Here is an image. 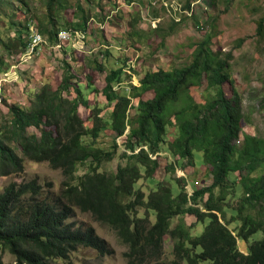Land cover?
I'll return each instance as SVG.
<instances>
[{
    "label": "trees",
    "instance_id": "obj_1",
    "mask_svg": "<svg viewBox=\"0 0 264 264\" xmlns=\"http://www.w3.org/2000/svg\"><path fill=\"white\" fill-rule=\"evenodd\" d=\"M195 1L185 0V8H192ZM93 6L100 8L101 15L104 7L96 0H77L76 4L46 0L45 14L36 16L37 31L47 35L51 45L57 44L62 30L88 31ZM72 7L74 20L63 22V15ZM17 11L28 15L30 0H0V23L7 16L9 29L15 30L10 43L5 44L1 36L0 42L12 57H21L27 51L31 26L35 25L28 16L16 19ZM196 14L192 18L195 16V24L200 27ZM140 20L138 15L129 22L131 39L144 29ZM184 20L173 22L180 26ZM257 32L264 36V17L258 20ZM244 42L245 38L239 39L240 46ZM212 45V35L208 34L187 64L147 70L139 85L131 84L130 91L117 88L125 80L124 66L108 68L94 57L90 62L95 71L105 73V85L99 90L88 74L86 88L100 91L113 106L110 121L102 115L103 108L87 97L68 61L58 86L45 82L32 93L28 105L3 99L8 111L0 117V175L22 173L29 159L62 169L66 180L60 192L53 190L51 182L45 186L37 178L12 182L0 192V264H4L6 252L14 255L17 264H61L81 247L102 255L114 253L94 226L82 227L71 221L78 210L115 230L128 246L125 256L129 264H264V138L244 133L242 98L234 86L231 96L224 86L234 83V54L216 51ZM204 81L209 97L201 102L191 89L203 88ZM147 93L153 95L145 98ZM81 107L90 110L92 125H87L80 114ZM108 130L115 132L110 146L102 137ZM122 136L126 150L121 157L125 163H120L115 172L103 171L104 163L116 157L118 138ZM164 146L175 157L189 162H193L195 151H201L211 167L212 183L190 196L182 185L175 196L172 184L164 179L146 195L137 184L144 175L155 179L161 165L155 155ZM80 164L87 166V172L76 177ZM170 167L175 170L173 164ZM237 172L238 184L232 178ZM238 189L243 195L233 207L228 197L236 195ZM230 208L235 210L232 218L240 221L238 233L220 220L219 214L223 213L225 219ZM186 215H194V223L182 218ZM177 217L181 220L172 227ZM207 219L210 222L202 234L191 233ZM259 231L263 237L249 245L248 253L241 251L239 239L249 241ZM169 234L174 240V259L170 262L165 259Z\"/></svg>",
    "mask_w": 264,
    "mask_h": 264
},
{
    "label": "rangeland",
    "instance_id": "obj_2",
    "mask_svg": "<svg viewBox=\"0 0 264 264\" xmlns=\"http://www.w3.org/2000/svg\"><path fill=\"white\" fill-rule=\"evenodd\" d=\"M169 3L180 0H166ZM185 2V0H181ZM71 4H76L77 0H70ZM84 2V1H83ZM100 2L104 10L92 7V17L89 23L88 37L86 46L80 51L76 49L77 41L74 40L63 43L62 47L54 48L48 36L42 34L47 44L44 45L40 54L26 59L22 56L12 57L9 50L0 42V59L4 64L0 65V117L8 111L3 99L9 102H20L28 105L33 96L32 93L39 91L42 85L51 81L57 87L62 80L65 70V62L71 63L77 72L78 79L82 81L87 97L91 99L93 105L103 108L102 115L106 120H111L113 106L108 104L104 95L100 92H93L86 88V76L91 74L94 77L95 87L102 90L105 85V73L95 71L92 67V59L99 57L108 68L125 67V80L117 86L119 91L129 89L131 84H140V78L147 70H158V68L172 69L175 66H183L192 59V54L197 45L204 40L208 34L212 35V47L216 51L223 53L232 52L234 58L231 66V78L233 85L225 83V90L229 96L232 95L233 86L242 98L244 118L242 121L245 134H252L264 138V36L261 37L257 32L258 20L264 17V0H196L193 4L194 13L200 16V27L195 24V16H184L182 25H174L170 12L158 4L157 9L150 7V0H96ZM31 11L28 15L22 11H17L16 19L23 20L27 16L33 18L35 25L31 26V34L38 30L37 17L46 12V0H30ZM85 5L87 8L88 4ZM159 8V9H158ZM157 10V11H156ZM159 10V11H158ZM75 7L66 11L63 22L74 20ZM99 12V15H98ZM187 13V12H185ZM196 14V15H197ZM140 15V35L135 39L129 36V22L134 16ZM187 18V19H186ZM157 19V25L153 20ZM160 19V20H159ZM205 20H209L206 23ZM183 21V20H182ZM159 30L155 29L158 28ZM73 30V29H72ZM0 36L5 40V44L10 43L15 37V30L9 29L8 17L0 23ZM107 37V40L104 39ZM245 38L242 46L239 39ZM7 42V43H6ZM78 46V45H77ZM77 52H76V51ZM110 51L109 55L105 52ZM8 65L10 66L8 68ZM8 68V69H7ZM131 75V78L129 77ZM204 87H192L191 92L197 100L203 102L209 97ZM153 94L147 93L145 98H150ZM136 99V98H135ZM134 99V101H135ZM80 114L86 120L87 125H92L89 120L90 110L81 107ZM134 112V111H132ZM31 130H35L31 128ZM103 140L106 146L113 142L115 132L106 131ZM244 138V134L242 135ZM241 138V139H242ZM124 136L118 138L120 148L116 157L104 163L102 170L115 172L120 163H125L121 157L125 152ZM160 159V169L155 173V179H148L143 176L138 182V187L143 188L146 195L152 192L159 181L169 180L172 184L173 193L177 196L182 185L188 195H192L196 189L210 185L213 180L211 167L203 160L201 151L194 152L193 162L185 158H177L167 146H164L160 154L155 155ZM25 170L22 173H14L8 176L0 175V192L12 182L29 181L37 178L45 186L52 183L53 190L60 192L66 176L62 169H54L48 162H35L25 160ZM172 164L175 170L170 167ZM87 172V166L80 164L77 167L76 177ZM179 178L180 181L176 179ZM233 182L240 180L239 172L232 175ZM239 178V179H238ZM243 192L238 189L236 195H229L228 201L233 207L238 202ZM144 209L141 213H144ZM235 214L233 208L228 209L226 218L220 213V220L227 222L229 227L238 233L240 221L232 216ZM188 224L194 223V215L182 217ZM78 225L86 227L92 225L98 234L110 243L114 253L102 255L97 250L81 247L73 253L71 259L62 261L61 264H129L125 252L128 246L119 240L115 230L93 218L90 213L78 210L77 215L71 218ZM155 220V216H153ZM181 220L177 217L173 220L172 227L176 226ZM210 222H200L191 231L194 235H200ZM263 237V232L254 234L249 241L239 239V248L248 253L249 245L255 240ZM174 240L169 235L165 240V259L170 262L174 259L172 254ZM4 264H17L14 255L6 252L3 257ZM208 264V262H203Z\"/></svg>",
    "mask_w": 264,
    "mask_h": 264
},
{
    "label": "built area",
    "instance_id": "obj_3",
    "mask_svg": "<svg viewBox=\"0 0 264 264\" xmlns=\"http://www.w3.org/2000/svg\"><path fill=\"white\" fill-rule=\"evenodd\" d=\"M150 2L151 5L154 6L156 9H157L156 7L157 4L162 8L166 9L167 12H170L171 18H173L176 21H182L184 16H192L194 14V8H193L194 4H192V8L190 9L185 8V2L181 0L180 2L174 1L170 3L166 0H150ZM153 23L157 25L158 23L157 19H154ZM87 37H88V32L84 30H72V29L62 30L58 35L57 44L52 46L57 49L62 47L63 43L72 40L76 42L78 40L77 43L74 45H76V49L80 51L81 49L85 48ZM45 44H47V40L42 35V33H40L37 30L33 31V33L30 36V41L28 44L27 51L22 55V57L29 59L37 54H40Z\"/></svg>",
    "mask_w": 264,
    "mask_h": 264
}]
</instances>
